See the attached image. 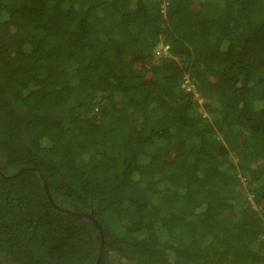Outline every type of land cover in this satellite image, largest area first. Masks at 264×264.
Wrapping results in <instances>:
<instances>
[{"label":"trees","instance_id":"1","mask_svg":"<svg viewBox=\"0 0 264 264\" xmlns=\"http://www.w3.org/2000/svg\"><path fill=\"white\" fill-rule=\"evenodd\" d=\"M0 264H264V0H0Z\"/></svg>","mask_w":264,"mask_h":264},{"label":"water","instance_id":"2","mask_svg":"<svg viewBox=\"0 0 264 264\" xmlns=\"http://www.w3.org/2000/svg\"><path fill=\"white\" fill-rule=\"evenodd\" d=\"M47 192H48V194H49V196H50V193H49V190L47 189ZM51 197V196H50ZM51 200H52V198H51ZM80 215H85V216H87V217H90L95 223H96V225L99 227V229H100V231H101V236L103 237V231H102V226H101V224L99 223V221H98V219H96L94 216H93V214H89V213H79ZM104 241V240H103ZM103 244H104V242H102V244H101V251L103 250ZM101 257H102V253H101V255L99 256V260L98 261H100V259H101Z\"/></svg>","mask_w":264,"mask_h":264},{"label":"built area","instance_id":"3","mask_svg":"<svg viewBox=\"0 0 264 264\" xmlns=\"http://www.w3.org/2000/svg\"><path fill=\"white\" fill-rule=\"evenodd\" d=\"M168 47H169V45H166L162 49H158L157 50V53L158 54H165L167 52V50H168ZM183 86H186L187 89H192L193 88V86L190 84V82H189L188 79L185 81V83L183 84Z\"/></svg>","mask_w":264,"mask_h":264},{"label":"clouds","instance_id":"4","mask_svg":"<svg viewBox=\"0 0 264 264\" xmlns=\"http://www.w3.org/2000/svg\"><path fill=\"white\" fill-rule=\"evenodd\" d=\"M166 45H168V44H164V43H161V44H159L158 46H157V48H156V51L158 50V49H162L164 46H166ZM190 82V81H189ZM185 83V82H184ZM183 87H185L186 89H187V87L186 86H183ZM193 92H197V90H196V88H194L193 90H192Z\"/></svg>","mask_w":264,"mask_h":264},{"label":"rangeland","instance_id":"5","mask_svg":"<svg viewBox=\"0 0 264 264\" xmlns=\"http://www.w3.org/2000/svg\"><path fill=\"white\" fill-rule=\"evenodd\" d=\"M195 97L196 98H198V101L200 102V103H202V99H203V97L200 95V93L197 91L196 93H195ZM200 109H204L202 106L200 107ZM236 160H237V158H235Z\"/></svg>","mask_w":264,"mask_h":264}]
</instances>
